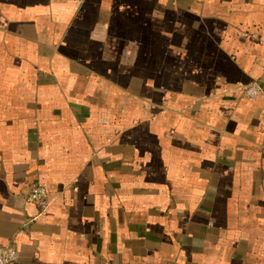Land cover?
Wrapping results in <instances>:
<instances>
[{"label":"crops","instance_id":"crops-1","mask_svg":"<svg viewBox=\"0 0 264 264\" xmlns=\"http://www.w3.org/2000/svg\"><path fill=\"white\" fill-rule=\"evenodd\" d=\"M4 245L264 264V0H0Z\"/></svg>","mask_w":264,"mask_h":264},{"label":"built area","instance_id":"built-area-1","mask_svg":"<svg viewBox=\"0 0 264 264\" xmlns=\"http://www.w3.org/2000/svg\"><path fill=\"white\" fill-rule=\"evenodd\" d=\"M262 85L259 82H253L245 87L244 94L252 99L257 98L262 92ZM26 201L35 202L43 208L49 206L48 189L44 183H36L32 186ZM18 250L14 245L0 246V264H11L18 259Z\"/></svg>","mask_w":264,"mask_h":264}]
</instances>
